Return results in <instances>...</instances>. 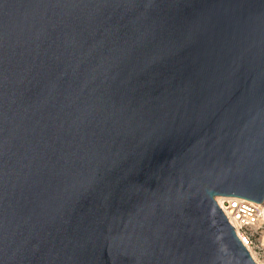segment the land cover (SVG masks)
Listing matches in <instances>:
<instances>
[{
	"label": "water",
	"instance_id": "95a60500",
	"mask_svg": "<svg viewBox=\"0 0 264 264\" xmlns=\"http://www.w3.org/2000/svg\"><path fill=\"white\" fill-rule=\"evenodd\" d=\"M217 196L264 203V0H0V264H259Z\"/></svg>",
	"mask_w": 264,
	"mask_h": 264
},
{
	"label": "built area",
	"instance_id": "2783aa9c",
	"mask_svg": "<svg viewBox=\"0 0 264 264\" xmlns=\"http://www.w3.org/2000/svg\"><path fill=\"white\" fill-rule=\"evenodd\" d=\"M216 201L229 222L234 226L243 244L252 254L257 241L254 231L264 229V203L222 196H217Z\"/></svg>",
	"mask_w": 264,
	"mask_h": 264
},
{
	"label": "rangeland",
	"instance_id": "374dc122",
	"mask_svg": "<svg viewBox=\"0 0 264 264\" xmlns=\"http://www.w3.org/2000/svg\"><path fill=\"white\" fill-rule=\"evenodd\" d=\"M254 234L257 237L256 246L252 252V256L259 264H264V229L262 231L256 230Z\"/></svg>",
	"mask_w": 264,
	"mask_h": 264
}]
</instances>
